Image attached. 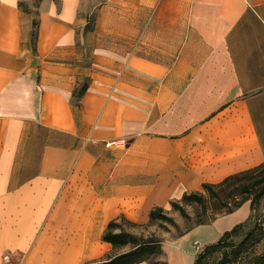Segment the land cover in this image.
<instances>
[{"label":"crops","instance_id":"obj_1","mask_svg":"<svg viewBox=\"0 0 264 264\" xmlns=\"http://www.w3.org/2000/svg\"><path fill=\"white\" fill-rule=\"evenodd\" d=\"M262 163L264 0H0V264L99 260L119 215Z\"/></svg>","mask_w":264,"mask_h":264},{"label":"trees","instance_id":"obj_2","mask_svg":"<svg viewBox=\"0 0 264 264\" xmlns=\"http://www.w3.org/2000/svg\"><path fill=\"white\" fill-rule=\"evenodd\" d=\"M84 90H80V95ZM79 95V96H80ZM264 167V163L260 166L248 171L230 175L217 184H202L204 192L210 197L221 199V195H226L224 204L218 215L213 216L205 223H198L199 226L213 222L217 217L230 214L240 208L245 202L249 201L250 209L254 212L259 200L264 197V176L254 181L251 185L253 188L258 187V190L250 198L246 196L240 198L227 197V191L232 187L234 182L242 175ZM248 188H244V192H248ZM196 203L204 210L206 207V198L203 193H185L179 200L171 202V208L180 211L186 216V212L182 203ZM168 221L172 223V219L167 216L165 210L161 207H154L148 213V223L155 221ZM126 228H136L139 225L127 220L123 215L111 220L106 225L101 239L103 242L111 245L110 253L96 261L88 262L87 264H139L151 260L157 256L163 255L164 250L161 241L153 236L144 237L136 235L132 232L125 231ZM244 223L236 224L232 229L225 231L221 237L214 243L208 244L196 254L193 264H205V260L211 255L221 252L222 257L214 264H264V253L252 254L253 248L264 240V220L255 218L253 226L246 232L245 237L237 244L230 241L233 236L239 235L243 229ZM119 229V231H117ZM242 260V262H241ZM152 263V262H151ZM152 264H167V262H153Z\"/></svg>","mask_w":264,"mask_h":264},{"label":"rangeland","instance_id":"obj_3","mask_svg":"<svg viewBox=\"0 0 264 264\" xmlns=\"http://www.w3.org/2000/svg\"><path fill=\"white\" fill-rule=\"evenodd\" d=\"M264 176V167H260L258 169L252 170L244 175H242L239 179H237L231 188L227 191V197L229 198H240L242 199L246 196L250 198L252 195L258 190V187H252L254 181L258 180ZM244 188H248V192H244ZM203 195L206 198V207L203 210L202 207L196 203H182V206L186 212V216L182 215L180 211L169 209L165 210V213L168 217L172 219V223L168 221H155L152 223H148V218L144 221H132L139 226L136 228H126L122 226L125 231L132 232L136 235H142L144 237L153 236L161 241V245L163 250L166 249V245L175 244L178 239L183 237L186 233H188L194 227H197L193 230L195 233H191L187 236L188 239H185L184 243H182V247L188 250L187 245L190 246L192 251L188 250L190 253L194 252L196 256L202 250V243H205L208 240L217 241L219 239L220 234L224 233V230L232 229L231 227L244 216V213L239 212L237 214H229L226 218L216 223L214 226L206 225L199 226L198 223H205L213 216L218 215L220 213L222 204H224V200L226 195H221V199L210 197L208 193L203 191ZM249 202V201H247ZM249 213H247L245 220L243 221L244 227L240 231L239 235L233 236L230 241L237 244L239 243L246 235V232L249 230L251 226H253L255 218H260L264 220V197H262L257 203L256 209L253 212L250 207H248ZM234 213V212H233ZM242 221H239L240 223ZM231 225V227H230ZM236 225V224H235ZM234 225V226H235ZM119 231V229L117 230ZM192 246V247H191ZM109 250L106 253H110ZM252 254H260L264 253V240H262L259 244H257L253 250ZM187 253L184 258L180 261L178 260L177 264H190L191 259L188 257ZM194 256V257H195ZM222 257V253L218 252L205 260V264H214ZM176 261V256L174 252H170L169 254L164 251L163 255L157 256L151 260V262H167V264H174ZM149 261H145L144 264H152ZM242 262V260H241Z\"/></svg>","mask_w":264,"mask_h":264},{"label":"built area","instance_id":"obj_4","mask_svg":"<svg viewBox=\"0 0 264 264\" xmlns=\"http://www.w3.org/2000/svg\"><path fill=\"white\" fill-rule=\"evenodd\" d=\"M4 259L5 260H8L9 259V256L6 254V255H4Z\"/></svg>","mask_w":264,"mask_h":264}]
</instances>
